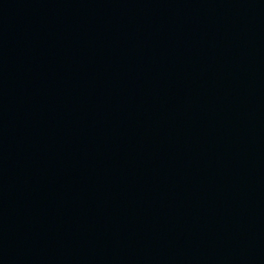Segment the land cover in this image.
I'll return each instance as SVG.
<instances>
[{"label":"water","instance_id":"water-1","mask_svg":"<svg viewBox=\"0 0 264 264\" xmlns=\"http://www.w3.org/2000/svg\"><path fill=\"white\" fill-rule=\"evenodd\" d=\"M0 264H264V0H0Z\"/></svg>","mask_w":264,"mask_h":264}]
</instances>
